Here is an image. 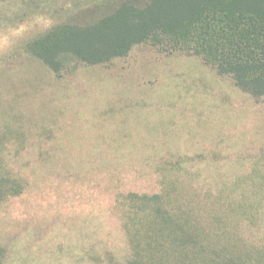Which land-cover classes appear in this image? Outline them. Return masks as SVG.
<instances>
[{
    "label": "rangeland",
    "instance_id": "374dc122",
    "mask_svg": "<svg viewBox=\"0 0 264 264\" xmlns=\"http://www.w3.org/2000/svg\"><path fill=\"white\" fill-rule=\"evenodd\" d=\"M116 1L0 0V264H264V97L148 43L60 76L28 49Z\"/></svg>",
    "mask_w": 264,
    "mask_h": 264
},
{
    "label": "trees",
    "instance_id": "16d2710c",
    "mask_svg": "<svg viewBox=\"0 0 264 264\" xmlns=\"http://www.w3.org/2000/svg\"><path fill=\"white\" fill-rule=\"evenodd\" d=\"M146 43L199 56L242 91L264 97V0H117L89 21L51 26L28 49L60 76L76 63H107ZM128 195L156 205L160 215L167 198ZM185 238L178 241L187 249ZM137 259L142 264H131Z\"/></svg>",
    "mask_w": 264,
    "mask_h": 264
}]
</instances>
